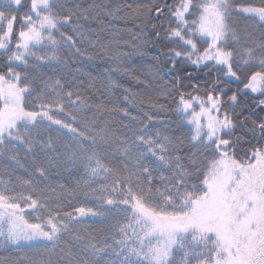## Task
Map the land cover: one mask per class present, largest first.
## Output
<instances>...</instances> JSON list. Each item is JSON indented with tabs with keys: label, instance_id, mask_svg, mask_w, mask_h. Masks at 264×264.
<instances>
[{
	"label": "snow or ice",
	"instance_id": "snow-or-ice-1",
	"mask_svg": "<svg viewBox=\"0 0 264 264\" xmlns=\"http://www.w3.org/2000/svg\"><path fill=\"white\" fill-rule=\"evenodd\" d=\"M24 6L23 0H0V54L7 56V70L0 72V148L19 142L29 152L37 145L40 150L52 149L51 140L40 142L29 135L44 121L67 129L78 138L90 139L96 145L95 138L86 137L71 123L56 118L58 113H64L75 121L76 116L66 111V105L76 106L77 111L90 105L74 89H65L59 79L45 80L37 72L44 65L59 62L62 44L69 49L75 47L76 41L61 32V28L72 23L73 30L84 38L79 32L82 26L73 18L87 19L88 9L79 4L66 8L61 0H29L28 11L18 18ZM154 10L158 16L165 12L170 15L167 35L178 46L169 49L170 57H184L193 64L214 61L224 66L226 75L237 80L240 79L234 70L237 56L244 65L257 61L260 70L249 73L243 89L264 97V34L249 46L251 34L242 36L232 22L237 13L264 21V0L259 5L237 0H179L171 7L165 4ZM18 19L21 27L17 31ZM56 33L60 34V40L56 39ZM44 48L48 52L37 55ZM34 99L39 101L38 106ZM237 99L236 94L230 97L231 107L238 106ZM256 107L264 111V99H259ZM177 111L185 114L192 126L191 140L206 152L200 164L192 159V170L184 166L180 156L167 155L172 145L168 136L137 137L145 147L137 146L134 166L146 175L144 181L137 177L135 185L132 177L136 172L121 177L118 170L103 163L95 148L87 154L88 150L80 145L86 153L85 169L89 175L108 181L98 190L92 189L93 195L102 204L124 213L127 222L111 226L119 238L93 236L85 242L82 236L75 235L74 239L81 242V251L87 255L69 264H101V261L103 264H177V254L179 264H264V119L253 121L249 131L258 134V138L241 158L234 151L240 137L232 138L237 122L221 110L219 98L208 94L206 100L191 95L186 99L181 94ZM239 123L243 126L245 121ZM101 141L108 142L104 137ZM120 151L125 157L130 156L128 146ZM147 154L156 158L157 167L173 171L171 178L161 175V181L167 180L162 189L152 187V171L143 163ZM9 159L16 157L12 155ZM127 167L124 163V169ZM37 171L41 176L46 175L43 167H37ZM20 183L30 192L35 191L32 180ZM25 207L45 208V204L39 194L33 198L23 191L14 192L7 185L0 190V236L6 241L44 240L55 248L62 233L71 234L74 221L78 223L88 215H106L85 207L63 211L57 205L48 209V218L42 225L24 218Z\"/></svg>",
	"mask_w": 264,
	"mask_h": 264
},
{
	"label": "trees",
	"instance_id": "trees-1",
	"mask_svg": "<svg viewBox=\"0 0 264 264\" xmlns=\"http://www.w3.org/2000/svg\"><path fill=\"white\" fill-rule=\"evenodd\" d=\"M66 8L79 4L88 9L87 19L73 21L82 27L83 39L73 30L69 23L60 31L71 35L76 41L74 48L63 44L58 51L59 62L42 66L37 70L45 80L59 79L65 89H74L87 108L66 105V111L76 116V120L64 113H58V119L71 123L78 132H84L86 137L95 138L97 143L92 145L90 139L77 137L76 134L50 125L44 121L29 135L36 141H52V149L40 150L37 145L32 152L19 142L0 148V190L7 185L14 192L23 191L25 195L37 198L39 194L45 208H24V218L29 223L44 222L48 218V209L57 205L63 211H72L77 207L91 208L93 211L105 212L104 216L80 218L73 222L71 234L62 233L56 247L51 242L44 241L30 245L14 246L0 236V264H69L70 261L80 260L87 254L81 251V242L74 239L80 235L86 242L91 237H110L119 234L111 226L117 222L126 223L125 214L115 210L113 206L102 204L98 196L93 195L92 189H99L101 184L108 181L100 177H92L85 169L87 149L91 154L93 148L108 167L120 172L121 177H132L135 185L137 177L144 181V173L135 168L137 146L143 149L137 137L151 135L153 139L168 136L172 141L169 149L171 157L180 156L185 167L192 170L191 161L194 158L200 164L206 156L202 146L191 140L192 126L187 123V117L177 108L181 94L187 99L189 95L206 100L211 94L221 101V110L232 115L237 122L233 140L240 137L234 151L238 157L244 158V153L256 143L258 134L249 131L253 121L264 119V111L256 107L259 99H264L256 93L243 89V83L252 71L260 70L258 62L244 65L239 56L234 59V70L240 77L226 75V69L214 61H201L193 64L190 60L172 58L169 49L178 47L167 35L171 22L170 15L165 12L158 16L155 7L167 4L171 7L179 0H61ZM238 3H253L259 5L261 0H237ZM25 5L17 14L22 17L28 11L29 0H23ZM89 5H92L89 8ZM59 10V9H58ZM233 26L242 36L251 34L252 40H258L264 34V21L248 14H234ZM21 24H16L18 31ZM158 34V35H157ZM56 39L61 36L56 33ZM202 43V42H201ZM207 45H203L206 47ZM235 47L239 48L238 45ZM79 49V52L76 51ZM47 48L37 51L44 55ZM50 54V53H49ZM195 59V57H193ZM7 56L0 54V72L6 71ZM31 63V61H30ZM21 71L20 68L16 69ZM237 95V107L230 105V97ZM39 105L38 100H33ZM194 107L199 110L198 104ZM148 117H152L151 120ZM245 121L240 125V121ZM160 133V137H157ZM107 139V144L101 141ZM128 146L130 156L125 157L120 149ZM54 149V150H53ZM14 155L15 160L9 159ZM128 165L124 169V163ZM144 164L152 171V187L163 188L167 180L173 176V171L163 166L151 154L144 157ZM37 167H43L46 175L41 176ZM19 178V180L17 179ZM32 180L35 191H29L20 181ZM87 182V183H86ZM22 207H24L22 205ZM121 208L123 205L120 206ZM109 243L112 241L109 239ZM63 249V251H61ZM71 254H70V252ZM107 258V257H106ZM175 259L179 264L180 255ZM103 264V261H101Z\"/></svg>",
	"mask_w": 264,
	"mask_h": 264
},
{
	"label": "rangeland",
	"instance_id": "rangeland-1",
	"mask_svg": "<svg viewBox=\"0 0 264 264\" xmlns=\"http://www.w3.org/2000/svg\"><path fill=\"white\" fill-rule=\"evenodd\" d=\"M89 216L90 215L85 216V217H81V218H86ZM39 242H44V240H23V241H20L19 243H12V242H10V243L14 246H20V245H30V244L39 243Z\"/></svg>",
	"mask_w": 264,
	"mask_h": 264
}]
</instances>
